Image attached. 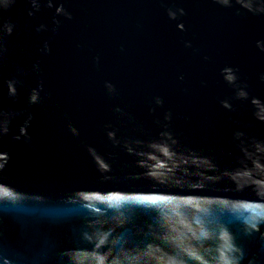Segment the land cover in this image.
Masks as SVG:
<instances>
[{"label":"water","instance_id":"1","mask_svg":"<svg viewBox=\"0 0 264 264\" xmlns=\"http://www.w3.org/2000/svg\"><path fill=\"white\" fill-rule=\"evenodd\" d=\"M0 264H264V0L0 5Z\"/></svg>","mask_w":264,"mask_h":264},{"label":"snow or ice","instance_id":"2","mask_svg":"<svg viewBox=\"0 0 264 264\" xmlns=\"http://www.w3.org/2000/svg\"><path fill=\"white\" fill-rule=\"evenodd\" d=\"M5 2H6V0H0V5H2Z\"/></svg>","mask_w":264,"mask_h":264}]
</instances>
